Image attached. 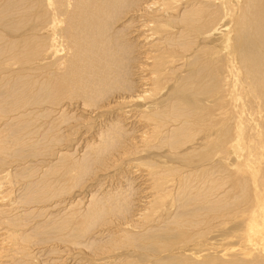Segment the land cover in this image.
<instances>
[{"label":"bare ground","instance_id":"1","mask_svg":"<svg viewBox=\"0 0 264 264\" xmlns=\"http://www.w3.org/2000/svg\"><path fill=\"white\" fill-rule=\"evenodd\" d=\"M94 257L264 264V0H0V264Z\"/></svg>","mask_w":264,"mask_h":264},{"label":"rangeland","instance_id":"2","mask_svg":"<svg viewBox=\"0 0 264 264\" xmlns=\"http://www.w3.org/2000/svg\"><path fill=\"white\" fill-rule=\"evenodd\" d=\"M86 108V107H85ZM119 107H115L114 109H112L114 112V114H112V115H116V113H121V109H118ZM90 109V107L89 108H86L85 110L83 109L82 111H86V110H89ZM120 110V111H119ZM111 111V110H110ZM109 111V112H110ZM119 111V112H118ZM116 112V113H115ZM108 113V112H107ZM108 114H110V113H108ZM107 114V115H108ZM112 115H111V117H112ZM90 117H92V118H94V115H92V116H90ZM89 117H86V118H82V120L81 121H79L78 123H79V125H78V127L79 126H83V127H85V125L87 126V127H85L86 129H88L87 131H86V129H83V127H82V129H81V127H79V131H80V133L78 132V133H76V137H77V140L78 139H80V140H78L79 141V143H81V144H83V141H84V139H86L87 137H90V135L97 129V127H98V125H100L101 124V122H103L106 118H110V116H108V117H101V120H98V121H96V120H87ZM97 118H98V116H97ZM103 118H105V119H103ZM71 119H73V118H71ZM70 119V120H71ZM98 119H100V118H98ZM138 119V120H137ZM86 121V122H85ZM92 121H95V122H92ZM69 122H71V121H69ZM72 122H74L73 120H72ZM71 122V123H72ZM89 123V124H88ZM93 123V124H92ZM137 123V124H136ZM136 123H135V125H134V123H131L130 124V126H131V128H132V134H134V135H138V134H142L145 130H144V128H143V126L144 125H142L143 124V121L142 120H140L139 119V117L138 118H136ZM72 124H74V123H72ZM89 125H90V127H89ZM142 125V126H141ZM67 126L69 127V124H67ZM91 126H94V127H91ZM136 129V130H135ZM134 131V132H133ZM137 131H138V133H137ZM76 137H75V139H76ZM84 138V139H83ZM140 143H139V141L136 143V146H138ZM141 148V147H140ZM121 151L123 150V149H120ZM139 148H138V150L136 151L137 153L135 154V155H131V159H129L130 157L128 156V155H122L120 158H119V163L117 164V167H112V168H109L110 169V171H109V169H107L108 171H106L105 173H109L108 175L107 174H105L104 175V180H103V182H104V188H107L108 187V185L109 186H111V184L113 183V182H116L115 181V176H113L114 174H112V173H114L115 171H113V169L115 170V168H118L119 167V170H123L124 168V170H127L128 172L127 173H129V171L131 170V172H132V174H131V172H130V176L132 177H136V176H138V177H136V179H138V183H137V181H134L133 182V185L135 186V187H137L138 186V184H140L141 182V179H143V178H141L142 177V175L143 174H145V170H146V168H144V167H146L145 165H143V163H144V161L145 160H143L144 159V157H147L149 154L148 153H142L141 151L139 152ZM83 151H80L79 152V150L77 151V153H82ZM141 153V154H140ZM115 154H117V153H115ZM146 155V156H145ZM236 155H238V154H235L234 152H233V154H232V156H234V158H235V156ZM141 156H143V157H141ZM127 157H129V158H127ZM138 157V158H137ZM125 158H127V159H129L128 161H127V159H125ZM141 158H143L142 160H143V162H142V160L140 161V159ZM233 157H232V160L234 159ZM125 159V160H124ZM134 159V160H133ZM134 163H133V162ZM127 162H129V163H127ZM138 162V163H137ZM142 162V163H141ZM132 163V165H130ZM135 164V166H133ZM142 164V165H141ZM145 164V163H144ZM127 167H126V166ZM141 165V166H140ZM125 166V167H124ZM128 166H129V168H128ZM132 167V169L135 171V172H133V170L132 169H130ZM138 167V168H137ZM123 168V169H122ZM135 168V169H134ZM129 169V170H128ZM113 171V172H112ZM143 171V172H142ZM112 172V173H111ZM141 175V177H140V175ZM110 175H111V178H110ZM114 178V179H113ZM145 178V177H144ZM90 179V178H89ZM111 181H113L112 183H110ZM91 183V180H87V182L85 183H82L81 185H80V187L79 186H77V188L78 189H76V188H74L73 190H72V192L73 191H75L73 194H78V193H80L81 195L79 196V198H82L84 201H86V200H88V190H84V189H87V187H89V185L88 184H90ZM110 183V184H109ZM124 183H126V181L124 182ZM84 186V187H83ZM144 186V185H143ZM141 187V190L142 191H138V193H141V194H143L145 191H146V189H142V186H140ZM84 188V189H83ZM79 189H81V190H79ZM87 193V194H86ZM85 197H84V196ZM85 198V199H84ZM233 226H234V224L233 223H230L229 224V227H223V226H221V228L219 229V231H218V233H222V234H220L219 236H221V237H219V241H218V247L220 248V250L222 249V247H223V250H226L227 249V247H224V246H226V245H224V244H227L228 245V249L226 250L227 252H229V250H232V249H235V248H240V246H238V245H241V247H242V242H244L243 240H245V239H243V238H241L242 240H239V239H234V241H227V240H225V239H223V235L224 234H226V233H228L230 230H232V228H233ZM236 240V241H235ZM239 241V242H238ZM247 240H245V242H246ZM224 242V243H223ZM238 242V243H237ZM237 243V244H236ZM240 243V244H239ZM231 247H233V248H231ZM226 248V249H225ZM115 256V253H111L110 254V256ZM97 257V256H96ZM100 257H102V256H99V257H97V258H100ZM97 258H95L94 257V259H97ZM110 259L112 260L113 259V257H110ZM109 259V260H110ZM70 260L71 259H69V260H67L68 262H69V264H82L83 263V261H82V263H81V261L80 262H77L75 259H73V260H71V262H70ZM75 261V262H74ZM67 262V263H68ZM97 264H99V260L97 259ZM102 262H104L103 260H102ZM66 262H65V264H67Z\"/></svg>","mask_w":264,"mask_h":264}]
</instances>
